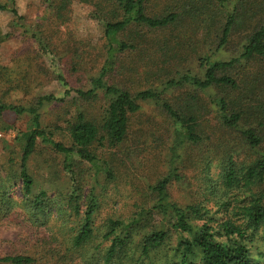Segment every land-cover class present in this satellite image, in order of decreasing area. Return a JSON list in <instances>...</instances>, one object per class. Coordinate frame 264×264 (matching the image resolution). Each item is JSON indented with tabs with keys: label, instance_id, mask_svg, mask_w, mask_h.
Instances as JSON below:
<instances>
[{
	"label": "rangeland",
	"instance_id": "1",
	"mask_svg": "<svg viewBox=\"0 0 264 264\" xmlns=\"http://www.w3.org/2000/svg\"><path fill=\"white\" fill-rule=\"evenodd\" d=\"M147 0L146 12L156 15L177 12L171 24L148 28L132 26L121 39L133 43L132 49L116 54V62L105 79L132 93L152 87L161 91V99L181 114H190L197 122L198 142H186L174 160L177 179L168 186L170 198L180 205L192 203L207 192V177H216L218 165L228 155L237 163L248 164L264 155V58L253 55L241 59L228 70L219 73L231 75L236 86H212L199 90L191 84L163 89L164 83L182 73L201 76L199 58L227 61L242 51L247 37L260 26L264 16V0ZM21 24H14L13 16L0 10V95L7 102L29 104L39 95H63V85L52 75L49 63L57 62L68 87H85L92 76H97L105 59L103 28L91 17L94 6L84 0H69L63 18H56L46 10L42 0H15ZM239 4L238 10L235 5ZM234 13L239 14L235 17ZM233 15L235 23L220 44L222 27ZM29 31H40L51 44L52 52L43 55ZM4 82H8L10 89ZM223 97L228 112L240 111L238 127H251L261 138L257 147L248 146L239 128H229L220 119L215 99ZM106 98L101 91L97 97L84 100L66 97L60 102L48 103L39 110L43 125L54 131L56 140L69 144L66 120L77 108L86 117L99 123ZM137 112L128 117V136L115 147L95 144L91 148L98 156H105L113 167L112 180L100 174L93 185L92 168L73 157L84 201L94 187L101 207L97 221L105 217L128 218L140 207L147 208L154 201L151 185L163 177L171 165L175 124L164 108L154 101H140ZM29 124V116L5 112L0 118V175L13 150L17 156L20 142L16 132ZM8 157V158H7ZM34 184L33 193L40 190L54 199L69 193L70 181L63 170V155L39 142L27 161ZM8 170V169H6ZM10 193L19 200V179ZM55 221V218L50 219ZM61 223L58 220L56 227ZM54 232V231H53ZM51 233V228L32 224L20 207L0 211V256L26 253L37 258L33 264H47L43 250L47 245L40 239ZM63 234V232H62ZM254 247H264V232L258 231ZM51 264H56L50 260ZM58 264V263H57Z\"/></svg>",
	"mask_w": 264,
	"mask_h": 264
},
{
	"label": "trees",
	"instance_id": "2",
	"mask_svg": "<svg viewBox=\"0 0 264 264\" xmlns=\"http://www.w3.org/2000/svg\"><path fill=\"white\" fill-rule=\"evenodd\" d=\"M46 10L60 19L65 16L69 0H42ZM94 8L91 17L103 28L105 59L97 76L90 77L85 87H68L57 62L49 63L52 75L65 88L63 95H39L29 104H14L0 95V118L5 112L29 116V124L16 132L20 142L16 161L13 150L5 165V176L0 175V211L7 212L20 207L32 224L47 226L51 233L40 239L47 247L43 256L58 264H264V247H254L258 231L264 232V155L244 164L237 163L228 155L218 165L216 177H207V192L203 199L180 205L170 198L168 186L178 178L174 160L178 149L186 142H198L197 122L190 114H181L170 103L162 100L160 90L147 87L132 93L116 83L105 79L116 62V54L132 49L133 43L119 36L132 26L148 28L164 27L174 22L177 12H162L149 15L147 0H84ZM239 0H234L235 4ZM239 4L235 5L237 11ZM0 10L9 12L14 24L23 18L15 0H0ZM240 14V13H239ZM239 14H235L237 17ZM222 27L220 44L226 42L235 21L228 15ZM264 17V16H263ZM43 55L52 52L50 41L40 31H29ZM1 34V32H0ZM253 55L264 58V18L243 44L237 57L227 61H210L199 58L204 72L201 76L189 72L168 79L164 85L177 87L191 84L199 90L212 86H236L235 80L226 71ZM10 89L12 86L4 82ZM101 91L106 98L99 123L86 117L82 108L66 120L69 144L56 140L53 129L43 125L40 108L48 103L60 102L66 97L90 100ZM154 101L164 108L175 124L173 131L171 165L168 172L159 178L150 189L154 201L147 208L140 207L128 218L105 217L97 221L101 204L93 186L85 200L80 197V187L73 157L89 165L93 170V185L100 174L112 180L113 167L105 156H98L91 145L115 147L128 136V117L140 108V101ZM221 122L229 128H239L244 142L255 148L261 141L251 127H238L241 112H228L223 97L215 99ZM49 146L63 155V170L69 178V193L56 201L40 190L33 193L34 179L27 168V161L38 144ZM8 169V170H6ZM19 179L22 197L11 196L13 185ZM51 218L55 221L51 222ZM58 220L61 223L56 227ZM54 231V232H53ZM63 232V234H62ZM37 258L31 254L16 253L0 256V264H33Z\"/></svg>",
	"mask_w": 264,
	"mask_h": 264
}]
</instances>
